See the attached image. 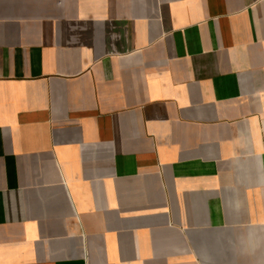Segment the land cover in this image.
<instances>
[{"label": "crops", "instance_id": "obj_1", "mask_svg": "<svg viewBox=\"0 0 264 264\" xmlns=\"http://www.w3.org/2000/svg\"><path fill=\"white\" fill-rule=\"evenodd\" d=\"M0 264H264V0H0Z\"/></svg>", "mask_w": 264, "mask_h": 264}]
</instances>
